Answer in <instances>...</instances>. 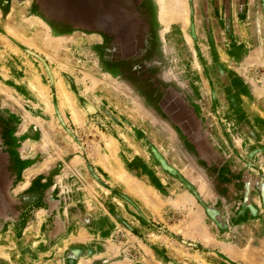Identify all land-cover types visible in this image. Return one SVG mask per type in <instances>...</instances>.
<instances>
[{
    "label": "rangeland",
    "instance_id": "1",
    "mask_svg": "<svg viewBox=\"0 0 264 264\" xmlns=\"http://www.w3.org/2000/svg\"><path fill=\"white\" fill-rule=\"evenodd\" d=\"M183 1L0 0V264H264V0Z\"/></svg>",
    "mask_w": 264,
    "mask_h": 264
},
{
    "label": "bare ground",
    "instance_id": "2",
    "mask_svg": "<svg viewBox=\"0 0 264 264\" xmlns=\"http://www.w3.org/2000/svg\"><path fill=\"white\" fill-rule=\"evenodd\" d=\"M163 4L161 6V10L160 13H162L163 15H171V16H179L178 18L183 19L185 18L186 20V9L184 7L181 8L182 3H184L183 0H162ZM174 16V17H175ZM168 18H172V17H168ZM172 20V19H171ZM178 20V19H177ZM4 40V39H3ZM256 56V55H254ZM251 58V57H250ZM253 61V60H252ZM41 91V90H40ZM44 93V92H42ZM59 94H60V99L61 102L66 104L67 106H69V108L71 109V111L73 112V119H77L75 117V106L73 105L72 101L70 100V97L68 95V93L65 91V89L63 88V86L61 84H59ZM79 118V117H78ZM73 120V121H74ZM79 120V119H78ZM77 120V121H78ZM82 122V121H81ZM110 143V142H109ZM141 186V185H140ZM142 197V196H141ZM143 198V197H142ZM145 198V197H144Z\"/></svg>",
    "mask_w": 264,
    "mask_h": 264
}]
</instances>
